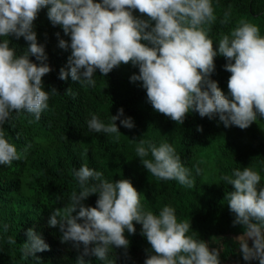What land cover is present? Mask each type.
<instances>
[{
    "label": "clouds",
    "instance_id": "clouds-1",
    "mask_svg": "<svg viewBox=\"0 0 264 264\" xmlns=\"http://www.w3.org/2000/svg\"><path fill=\"white\" fill-rule=\"evenodd\" d=\"M45 8L51 25L70 37V42L59 40L61 49H70L66 68L59 71L60 80L70 76L83 87H94L97 70L106 76L121 64L131 63L139 72L130 81L141 82L147 102L176 124H183L190 112L209 120L218 117L225 128L242 130L258 117L264 119V36L257 25L240 19L214 49L208 35L217 19L211 0H0V37L4 38L0 42V165L10 166L23 156L3 130L11 114L26 112L39 120L49 107L50 93H57L54 88L44 90L42 78L51 68L45 46L38 43L34 31V21ZM134 10L147 18L134 16ZM9 37L24 39L27 48L22 54L10 47ZM217 55L225 58L223 67L231 74L227 94L210 78ZM123 116L120 108L108 124L95 114L86 123L94 133L120 134L115 121L128 129L134 127L132 118ZM197 131L202 128L198 126ZM136 155L154 177L193 188L190 170L168 142L156 146L141 139ZM200 171L196 169L197 175ZM74 175L79 193L73 192L67 204L51 211L47 226L58 229L62 244L81 251L76 264H85V255L114 264L109 254L114 248L127 254L125 232L135 234L133 222L142 226L141 235L150 245L143 264H221L218 251L189 235L190 221H178L174 208L165 205L158 214L145 210L141 193L128 179L109 181L86 164L75 169ZM221 179L232 188L224 195L234 214L232 223L242 226L246 236L240 246L242 259L264 264L261 175L246 166ZM92 194L97 195L95 207L86 206L84 201ZM26 236L25 258L49 250L32 228ZM8 243L16 241L9 237Z\"/></svg>",
    "mask_w": 264,
    "mask_h": 264
},
{
    "label": "trees",
    "instance_id": "trees-1",
    "mask_svg": "<svg viewBox=\"0 0 264 264\" xmlns=\"http://www.w3.org/2000/svg\"><path fill=\"white\" fill-rule=\"evenodd\" d=\"M211 3L217 17L208 33L214 49L221 36L228 34L240 19L257 25L264 36V0H211ZM133 15L147 18L138 10ZM34 31L38 43L45 46L51 68L42 78L44 90L54 88L57 93H50L49 107L39 120L26 112L18 116L13 112L3 125L6 138L23 156L10 166L0 165V264H76L81 251L71 244H62L60 232L48 227L47 220L53 209L69 202L73 192L79 193L74 170L81 164L102 172L109 181L128 179L141 193V205L147 211L158 214L165 205L174 208L178 221H190L189 235L218 251L221 264H258L245 262L240 255L241 243L246 238L242 237L245 235L242 226L232 223L234 214L224 199L232 188L221 177L248 166L261 175L264 185V119L258 117L242 130L236 126L225 128L218 117L209 120L190 112L183 124H176L147 102L141 82L130 81V76L139 72L131 63L121 64L106 76L97 70L94 87H83L70 76L60 80L59 71L66 68L70 49H61L59 40L70 42V37L59 26L51 25L46 8L38 13ZM3 39L0 37V42ZM9 40L18 55L27 48L22 37ZM30 59L38 63L35 57ZM225 63V58L217 55L210 78L227 94L231 74L224 69ZM120 108L124 112L121 119L132 118V129L123 127L119 120L115 123L120 134L94 133L88 129L86 121L92 114L108 124L111 115H116ZM198 126L202 131H197ZM141 139L156 146L162 142L171 144L190 170L193 188L175 180H160L147 172L136 155ZM197 168L201 170L199 175ZM96 199L97 195L92 194L84 204L95 207ZM133 223L135 234L125 232L129 240L127 254L120 248L109 254L108 259L114 264L144 262L145 250L150 245L141 235L142 226ZM29 228L43 238L49 250L25 258L22 248ZM9 237L16 243L9 244ZM211 238H216L213 244ZM248 243L251 246V240ZM83 259L85 264H107L93 255H85Z\"/></svg>",
    "mask_w": 264,
    "mask_h": 264
},
{
    "label": "rangeland",
    "instance_id": "rangeland-1",
    "mask_svg": "<svg viewBox=\"0 0 264 264\" xmlns=\"http://www.w3.org/2000/svg\"><path fill=\"white\" fill-rule=\"evenodd\" d=\"M243 238H246V236H242ZM216 238H211L210 243L213 244Z\"/></svg>",
    "mask_w": 264,
    "mask_h": 264
}]
</instances>
